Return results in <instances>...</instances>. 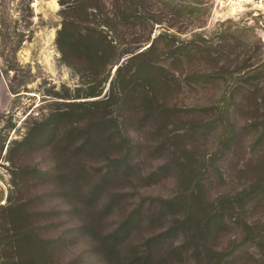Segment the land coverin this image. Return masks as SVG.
Instances as JSON below:
<instances>
[{"label": "trees", "instance_id": "trees-1", "mask_svg": "<svg viewBox=\"0 0 264 264\" xmlns=\"http://www.w3.org/2000/svg\"><path fill=\"white\" fill-rule=\"evenodd\" d=\"M59 1L58 50L82 86L51 93L64 101H54L48 113L28 122L7 153L21 196L32 178L36 186L54 184V193L70 204L67 214L78 221L75 237H82L88 254L65 259L67 239L55 221L65 211L35 208V198L9 200L0 203L2 264H88L90 256L99 264H233L246 254L258 264L254 254L241 248H264V222L241 219V241L225 244L224 250L218 243L238 210L264 206V149L242 159L243 165L237 159L242 148L237 127L241 85L221 99L224 105L187 110L171 105L190 98L208 102L215 72L199 64L216 58L194 38L176 44L166 31L153 36L162 21L158 0ZM196 10V5L180 8ZM217 52L225 56V46ZM175 118L179 127L170 130ZM144 125L155 131L144 137L140 150H150L146 143L158 139L151 153L168 156L145 175L134 161L137 147L128 133L129 126ZM257 125L264 128V122L255 123L254 129ZM211 136L215 144L207 156L203 146ZM258 138L264 144V130ZM45 148L52 169L41 177L26 158ZM244 156L242 150L240 159ZM168 174L181 182L175 195H141L136 190L135 183L152 186ZM237 176L248 181L239 189L233 186L235 191L211 196L214 187L229 185Z\"/></svg>", "mask_w": 264, "mask_h": 264}, {"label": "rangeland", "instance_id": "rangeland-1", "mask_svg": "<svg viewBox=\"0 0 264 264\" xmlns=\"http://www.w3.org/2000/svg\"><path fill=\"white\" fill-rule=\"evenodd\" d=\"M158 1L156 10L160 12L162 21L161 24H156L153 36L166 31L175 38L176 44L194 38L197 45L211 50L216 58V60L199 64V67L204 66L202 69L215 72V79L208 87L207 103H197L190 98L188 101L169 104L179 108L184 107L185 110L196 105L210 106L217 103L224 105L221 99L224 96H231L233 89L241 85L242 109L237 114L239 121L237 127H240L239 130L242 132L240 142L245 156L240 159L242 150L239 149L237 159L240 161L239 165H243L242 159L246 161L251 155L256 154L259 148L264 149V144L259 145L256 142L264 128L258 125V128L253 127L255 123L264 122V0ZM190 5L198 6V10L180 11L182 6ZM61 8L59 0H0V203L9 200L19 203L25 199L35 198V204L32 203L35 208L45 210L54 208L65 211L58 213L60 218L56 217L55 221L60 224L58 233L62 234L65 240L67 239L63 255L68 261L84 253L88 254L87 244L82 237H75L78 221L67 214L70 204L54 193L52 182L36 186V178L31 179L32 186L21 196L14 185L13 172L16 167L7 153L8 147L14 140H21L28 122L43 113H48L54 107V101H64L52 96L51 93H64L67 88L75 90L82 86L74 70L63 63L58 50L56 38L57 30L60 29L62 22ZM194 33L201 36L195 38ZM222 46H225V56L217 52ZM114 71L115 68L112 70V76ZM108 87L109 82L104 93ZM76 101H82V99ZM224 126L223 123L218 130L224 131ZM176 127H179L177 118L171 122L169 129L174 130ZM154 131L155 127L150 125H144L143 128L128 127V133L134 146L137 147L133 158L134 161H138L143 175L154 171L166 160L168 161L166 152L151 153L158 139H150L146 143L151 147L150 150H140L144 137L145 139L150 137ZM213 137L205 140V146H203L205 153H208L207 156L213 152L215 144ZM254 145L256 148L253 151ZM26 161L39 168L41 177H43L42 173L52 169L46 148L33 151ZM247 181L248 178L237 176L229 185L214 187L211 190V196L215 198L220 191H235L232 190L233 186L239 189ZM135 184L136 190L141 195L170 197L175 195L181 182L173 174H168L161 177L158 184L152 186ZM41 193H44L43 198L38 196ZM246 209H248V211L245 210L246 212L238 210L236 220L230 221L222 233V241L218 242L220 249L224 250L226 247L224 245L229 242L241 241L244 233L242 224H239L241 219L264 222V206L258 208L252 206ZM241 250L245 254H254L258 264H264V255H262L264 248L248 247ZM92 259L90 256L88 264H99L97 260ZM188 261L182 264H194L191 260ZM252 261L254 260L246 254L245 258L235 260L233 264H254ZM0 264H2L1 259Z\"/></svg>", "mask_w": 264, "mask_h": 264}]
</instances>
